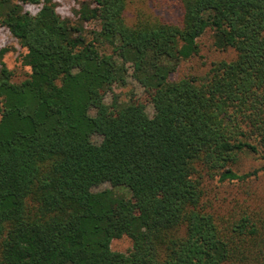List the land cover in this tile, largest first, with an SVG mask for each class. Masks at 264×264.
Wrapping results in <instances>:
<instances>
[{
  "label": "trees",
  "instance_id": "16d2710c",
  "mask_svg": "<svg viewBox=\"0 0 264 264\" xmlns=\"http://www.w3.org/2000/svg\"><path fill=\"white\" fill-rule=\"evenodd\" d=\"M75 15L0 0L30 70L14 82L0 49V264H264L263 169L243 170L264 160V0H82ZM207 30L234 57L174 78ZM128 77L144 98L106 103Z\"/></svg>",
  "mask_w": 264,
  "mask_h": 264
},
{
  "label": "rangeland",
  "instance_id": "374dc122",
  "mask_svg": "<svg viewBox=\"0 0 264 264\" xmlns=\"http://www.w3.org/2000/svg\"><path fill=\"white\" fill-rule=\"evenodd\" d=\"M80 1L82 0H53L57 13L63 18L69 19L73 23L78 21L77 16L75 15V10L78 8ZM136 7L139 6L135 3L130 5L128 8L127 20L130 23L135 20ZM23 8L24 11L31 14H35L39 10V6L35 5H24ZM145 9H148L152 14L160 18L173 19L175 17L174 12L171 8H169L168 5L157 4L150 7L148 4ZM84 28L89 31L91 29H97L98 25L96 23H91L84 25ZM212 34L213 33L211 30H207L198 39L199 53L190 59L181 61L177 67L174 78L203 75V73H205L210 68L213 62L219 61L221 59L230 60L234 57V53L232 51H221L214 47ZM2 48L11 49L10 52L5 54L3 61L6 67L12 72L13 81L19 83L26 79L30 73V70L28 67L22 65L20 56L22 50L7 31V29L0 26V49ZM103 50L106 53H111V49L108 45L104 46ZM113 95L118 98L119 102H127L131 98H144L142 88L131 77L127 78L123 86H113L112 91L109 92L105 97L106 103L111 102ZM147 112L149 115H152L153 113L152 108L149 105H147ZM94 141L98 142L99 139L95 137ZM260 168H262L263 171L260 172L259 178L257 181L249 183V185L252 184L251 191H255L254 194L260 196L261 199L257 200H264V160L258 158V156L250 155L248 158H246L243 165L244 172H249ZM211 187L214 189L215 187H218V184L213 183ZM110 188L111 186L109 184H104L94 188V191H101ZM217 190H220V197H225L227 198V201H230L239 191V188L237 185L231 187H227L225 185V187L222 188L218 187ZM131 247L132 241L128 237L114 239L111 242V249L116 252L127 253Z\"/></svg>",
  "mask_w": 264,
  "mask_h": 264
}]
</instances>
